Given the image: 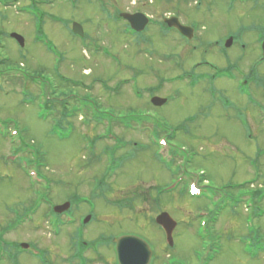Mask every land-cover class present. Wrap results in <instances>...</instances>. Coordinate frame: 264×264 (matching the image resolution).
Instances as JSON below:
<instances>
[{
	"label": "rangeland",
	"instance_id": "obj_1",
	"mask_svg": "<svg viewBox=\"0 0 264 264\" xmlns=\"http://www.w3.org/2000/svg\"><path fill=\"white\" fill-rule=\"evenodd\" d=\"M129 1L0 0V228L24 224L6 240L33 241L63 264L69 243L79 241L75 228L92 214L85 242L136 235L149 243L151 264H264V252L251 247V237L264 243V156L254 153L264 142L246 139L233 109L221 108L219 92H233L231 83L180 81V63H194L196 54H180L172 37L153 28L143 41L114 22L110 14ZM147 4L151 16L172 11ZM73 24L86 40L72 34ZM217 25L234 27L228 19ZM155 97L168 103L154 107ZM66 111L71 117L63 120ZM123 143L112 156L109 149ZM188 183L199 195L182 193ZM79 197L80 210H69L75 225L55 237L49 206ZM248 199L254 207L241 203ZM164 212L178 223L172 248L154 220ZM100 249L114 264L115 251Z\"/></svg>",
	"mask_w": 264,
	"mask_h": 264
},
{
	"label": "flooded vegetation",
	"instance_id": "obj_2",
	"mask_svg": "<svg viewBox=\"0 0 264 264\" xmlns=\"http://www.w3.org/2000/svg\"><path fill=\"white\" fill-rule=\"evenodd\" d=\"M147 2L155 6L158 4L169 6L172 11L161 17L151 16L146 11ZM130 5L132 6L126 10H117L110 14V17L114 16V22L125 26L127 35L141 38L143 41L147 39L148 30L153 28L166 39L172 37L175 50L182 51L180 54L187 50L196 54L194 63L190 61L180 63L182 69L180 81L188 82V78H195V82L190 81L188 84L193 83L190 85L196 87L200 81H207L209 84L212 82L214 87L220 86L222 82L231 83L235 93L220 91L219 95L222 94L224 98L218 103L224 110L233 109L234 119L246 134V139L259 141L257 139L259 135L261 142H264V0H135L133 4L130 2ZM197 10H201L202 13ZM124 14L130 16L146 14L150 18L149 25L143 32H136L124 18ZM227 19L234 27L228 26L227 29H223L221 25H217ZM249 21H253V26L248 25ZM232 51H236L234 56ZM250 60L256 63L252 66L247 65ZM220 61L226 66H222L223 63ZM188 65L192 68L189 66L188 69ZM194 68L196 71L201 70V74L194 72ZM206 71L209 73H205ZM192 73L196 77H193ZM256 128H262V133L259 134L261 131H256ZM256 146L255 156L263 157L264 149L257 144ZM249 166L254 169L255 163L251 161ZM246 201L248 207L255 206V201L249 199ZM49 216L52 219L48 225L51 233L55 232V237L60 235L62 228L72 227L70 220L67 221L70 225L61 220L64 217L67 219L66 213ZM58 221H61L62 225ZM22 225L24 224H11L5 227L6 229L0 228V264H55L50 250L33 241L6 240V236L16 232ZM77 229L80 231L77 237L83 238V229L81 227ZM71 237L73 236L69 235V239ZM69 245L71 256L62 261L63 264H90L103 259L100 257V248L81 249L76 244ZM93 254L96 258L91 260L89 256Z\"/></svg>",
	"mask_w": 264,
	"mask_h": 264
},
{
	"label": "water",
	"instance_id": "obj_3",
	"mask_svg": "<svg viewBox=\"0 0 264 264\" xmlns=\"http://www.w3.org/2000/svg\"><path fill=\"white\" fill-rule=\"evenodd\" d=\"M124 18L127 19L132 28L138 32H142L145 27L148 25V18L145 15L135 14L134 16L125 15ZM73 32L80 36H84L83 29L73 24ZM12 38L18 41L21 47L24 46V38L18 34H12ZM167 100L155 97L152 99V104L155 107L164 105ZM70 204H65L55 208L57 213H62L68 210ZM90 218L85 220V223L89 221ZM157 224L162 228L166 233V240L170 246L174 245L173 234L177 226L176 220L172 219L171 216L164 212L163 214L156 217ZM117 243L116 252L118 253V263L120 264H150L153 252L150 249V246L146 241H143L139 237L133 236H124L122 238L114 240Z\"/></svg>",
	"mask_w": 264,
	"mask_h": 264
},
{
	"label": "trees",
	"instance_id": "obj_4",
	"mask_svg": "<svg viewBox=\"0 0 264 264\" xmlns=\"http://www.w3.org/2000/svg\"><path fill=\"white\" fill-rule=\"evenodd\" d=\"M69 81V80H68ZM124 83H126V82H124ZM133 112H131V114L129 115V118H133V117H136V116H134L133 114H132ZM63 116L65 117V118H63V120H66L67 118H69V117H71L70 116V114L68 113V111H66L65 112V114H63ZM99 122L101 121V120H98ZM61 122V121H60ZM62 123V122H61ZM123 125H127V123H123ZM122 125V126H123ZM59 128H62L63 126H58ZM126 127V126H125ZM24 147V146H23ZM19 151H21V149H19L18 150V152ZM24 151V150H23ZM117 150H115V149H112V153H111V155L112 154H114L115 152H116ZM113 156V155H112ZM134 202H135V200H133L132 201V203H131V207H132V204H134ZM234 202V201H233ZM237 202V201H236ZM235 202V203H236ZM51 211V210H50ZM52 212V211H51ZM53 213V212H52ZM54 214V213H53ZM260 218V217H259ZM218 219V217L216 216V220ZM216 220L214 221V222H210V225H209V231H210V233H211V231H213V225L216 223ZM211 237L213 238V235H212V233H211ZM255 242H253V244H252V248H254L255 249V251H259V250H261V251H264V243H263V240H258V241H256V240H254ZM110 242H111V240H110ZM209 248H211L212 249V246H209ZM210 259V258H209ZM211 260V259H210Z\"/></svg>",
	"mask_w": 264,
	"mask_h": 264
}]
</instances>
